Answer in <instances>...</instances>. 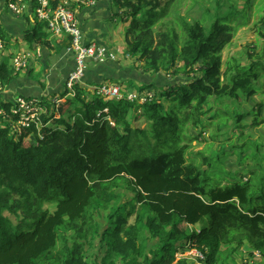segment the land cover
I'll return each instance as SVG.
<instances>
[{"label":"trees","instance_id":"obj_1","mask_svg":"<svg viewBox=\"0 0 264 264\" xmlns=\"http://www.w3.org/2000/svg\"><path fill=\"white\" fill-rule=\"evenodd\" d=\"M168 1H111L112 10L129 22L128 64L148 78H174L165 86L119 71L102 83L114 81L123 98L108 101L96 92L88 95L87 75L94 71L87 69L72 96L64 87L37 99L43 112L39 124L20 136L11 133L17 121L10 117L13 102L0 96V111L10 117L0 115V264H173L177 251L190 250L203 256L196 259L199 264H225L222 247L232 244L229 255L244 247L249 259L255 252L262 256L264 153L245 155L248 168L238 176L225 170L221 179L208 171L217 165L223 169L221 164L213 166L205 158L198 167L187 160L188 147L180 143L186 123L201 126L213 105L238 103L260 91L264 48L244 63H222V51L233 38L231 12L216 13L207 27L174 15L178 29L155 33ZM27 4L34 15L36 1ZM22 37L30 52L40 47L56 54L69 46L66 37L53 39L46 22L35 16ZM0 42L2 52L9 50L1 9ZM11 55L0 63V93L17 75ZM40 88L45 90L42 83ZM131 90L153 97L130 103L125 96ZM245 116L235 114L234 123ZM139 118L148 123L147 130L131 127ZM102 210L108 211L106 218ZM176 264L194 262L182 258Z\"/></svg>","mask_w":264,"mask_h":264},{"label":"rangeland","instance_id":"obj_2","mask_svg":"<svg viewBox=\"0 0 264 264\" xmlns=\"http://www.w3.org/2000/svg\"><path fill=\"white\" fill-rule=\"evenodd\" d=\"M3 1L4 9L6 10L9 0ZM168 2L170 4L168 3L169 8L167 14L159 19L153 26L155 33L164 31L171 26L178 29V26L174 22V15H178L190 23L201 20L207 27L209 22L214 19L216 13L223 15L231 12L234 15H232L229 24L233 28V38L222 51V63L224 64L229 61L244 63L245 60L259 54L261 49L264 48V41L260 36V33L264 34V0H171ZM0 9L2 10V1L0 2ZM76 11L78 12V9H76ZM115 12L116 9H113L112 14L115 16L112 20L110 30L111 36L115 42L112 44V47H110L118 56V62L120 59V65L123 64L126 67H131L132 76L145 84L163 87L172 82L174 78L170 80L165 76L148 78L143 75L139 67L128 64L129 58L123 59L124 52L127 50L126 31L129 27V22ZM8 13L11 14L10 12ZM129 38V40L132 41V36ZM9 51L10 50H6L7 53ZM5 60H7V56L3 53L0 55V63ZM104 64L99 65L102 66ZM88 66L89 65H87L86 70ZM133 68H135V70H133ZM224 69L225 67H223V71ZM137 84L141 85L140 82ZM257 85L260 91L246 100L241 99L238 103L228 100L213 105L212 110L201 117V126L195 127L190 122L186 123L181 132L183 140L180 145H186L188 147L186 158L189 162L200 167L203 163V159L207 158L213 166H215L216 163L221 164L223 169L217 165L210 168L208 171L210 175L215 174L219 176L218 178L222 179V177L226 175L225 170L238 176L248 168L247 165L251 162L245 155L249 156L252 151H257L260 154L264 153V79H260ZM133 88L137 89L136 85H133ZM94 92L93 87H89V92H87L88 95L90 96ZM110 100L111 99L108 101ZM64 101L63 99L62 102ZM164 105L168 107L169 103L166 102ZM224 109L226 110L222 112ZM136 112V114H139V111ZM224 113H227V115H224ZM136 114L134 113V118H137ZM235 114L246 116L239 124H236L234 123L236 118H233ZM254 119L257 120L256 127L252 126V121ZM225 120H227V123L224 124ZM131 127L147 130L148 123L144 118L133 119L131 121ZM25 143H28V141L26 140ZM221 152H224L223 156L220 155ZM218 155L220 158H218ZM240 159H242L243 163H239ZM203 169L205 170L206 167L204 166ZM214 178L216 177L214 176ZM221 183L224 185L225 181L222 180ZM111 191L118 192L117 188H112ZM101 213L103 218H106L108 211L102 210ZM95 221L98 222L97 216H95ZM203 223H207L206 217ZM200 225H196L192 227V229H198ZM67 236L69 235L67 234ZM95 243L96 242H94V244ZM231 246L235 247V244L222 247L223 254L221 255V261L223 263L243 264L244 262H248V264H264V252L261 257L254 255V258L249 259L244 247L242 249L240 248L238 252L229 255L227 249ZM194 251L195 250H190L188 252L177 251L173 264H176L182 258H186L190 262L193 261L194 264H199L195 258H192V256H194Z\"/></svg>","mask_w":264,"mask_h":264},{"label":"built area","instance_id":"obj_3","mask_svg":"<svg viewBox=\"0 0 264 264\" xmlns=\"http://www.w3.org/2000/svg\"><path fill=\"white\" fill-rule=\"evenodd\" d=\"M28 0H9L6 9L14 16H22L29 5ZM36 5L34 15L37 20L46 22L48 30L52 38L66 37L69 41L68 52L72 55L74 61V69L67 76L65 81V88L72 96L75 85L82 84L85 70L89 62L97 64H104L106 62L118 61V56L111 49L105 45L96 42H86L83 35V30L80 26L79 20L76 17V9L72 6L89 8L94 6L97 0H59L56 6V0H35ZM76 7V8H77ZM3 51V44L0 42V54ZM34 56L41 57V48L35 47L34 52H22L13 56L11 65L14 73H22L29 70L30 63L34 60ZM128 55H124V59H128ZM89 89V87H88ZM97 95L106 99L120 100L123 98L120 87L116 84H100L93 87ZM153 97L152 94H138L134 91H129L125 98L130 103L144 104ZM35 98H25L23 96H16L13 102V108L10 110V117H16L17 121L13 123L11 133L20 136L23 130L31 128L32 124L36 126L39 124V116L43 113L41 107L37 104ZM57 105L59 101L53 100ZM4 110L0 111L3 119L10 117L5 114ZM192 258L202 259L203 256L194 251ZM259 256L258 252L254 253Z\"/></svg>","mask_w":264,"mask_h":264},{"label":"crops","instance_id":"obj_4","mask_svg":"<svg viewBox=\"0 0 264 264\" xmlns=\"http://www.w3.org/2000/svg\"><path fill=\"white\" fill-rule=\"evenodd\" d=\"M1 1L2 24L10 37L9 54H12V59L18 53L30 52L26 51L27 46L22 36L23 32L30 28L34 15L31 10H28L24 15L14 17L4 9V1ZM111 1L97 0L94 6L89 8L81 7L76 12V17L79 20L86 42H96L111 49L112 44L115 42L110 31L112 20L115 16L112 14ZM55 44L56 40H54L53 45ZM42 51L41 57L34 56L28 72L18 73L10 84L2 89L0 96L4 100L12 102L16 96L40 99L44 94H58L64 90L67 76L74 69V61L72 55L68 52V46L56 54H49L45 49ZM3 53L7 56L5 51ZM120 64L118 61L117 63H106L102 66L97 63H88V70L94 71L91 76L87 75V80L90 82L87 83L88 86L95 87L102 84L104 80L115 79V74H119V71H122L124 74L131 72V67ZM105 72L110 74L106 75ZM113 82H108L107 85L114 84ZM40 83L45 86V90L40 88Z\"/></svg>","mask_w":264,"mask_h":264}]
</instances>
